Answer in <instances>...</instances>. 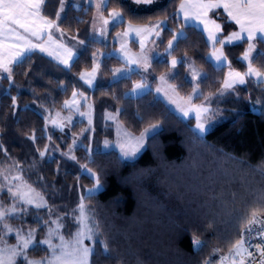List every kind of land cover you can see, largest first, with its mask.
I'll return each mask as SVG.
<instances>
[{
  "label": "trees",
  "instance_id": "trees-1",
  "mask_svg": "<svg viewBox=\"0 0 264 264\" xmlns=\"http://www.w3.org/2000/svg\"><path fill=\"white\" fill-rule=\"evenodd\" d=\"M183 1L167 0L153 9L137 10L130 0H108L104 12L110 15L119 10L124 15L112 34L128 23L166 20L163 49L177 32L185 30L171 55L182 59L173 82L183 95L192 91L187 58L193 59L206 72L200 81V102L222 88L229 67L247 72L248 63L243 55L250 41L243 39L226 45L230 64L216 67L208 58L212 48L206 34L194 25H186L179 16ZM60 6L61 0H45L43 13L55 19ZM94 12L93 6L83 4L77 8L71 3L60 22L66 32L87 41L70 68L35 51L14 65L12 79H0V161L15 160L27 168L28 177L52 204V216L64 215L67 233L79 228V187L85 192L87 187L96 185L83 168L97 173L104 188L85 197L86 207L96 220V241L101 242L94 244L91 264H220L221 255L229 254L231 246L245 232V217L264 203V82L248 77L245 85L236 86L231 98L223 103L224 120L202 137L194 130V119H182L154 91L128 97L139 75L113 81L115 67L123 63L116 56L104 57L93 90L83 84L80 76L93 69L94 54L100 50L111 52L117 46L91 39L89 29ZM215 15L224 24L223 37L238 30L223 10ZM255 41L258 49L253 65L264 72V43ZM169 68L168 60L154 62V85ZM76 92L92 97L93 129H87L85 121L73 127V132L83 133L74 161H66L58 153L44 159L41 152L50 142L63 140L68 145L72 135L55 130L51 141L42 113L62 108ZM112 110H120L122 121L134 133H142L154 123L163 126L149 138L147 149L136 160H125L117 151L93 149L95 139L104 138L113 129L106 121L107 111ZM48 181L53 183L48 186ZM63 203L69 204L65 210ZM47 208H33L27 220L15 221L26 229L41 227V238L50 219L51 210ZM259 215L264 218V212ZM197 238L201 241L199 247L192 243ZM102 242L108 244L107 253L103 252ZM36 247L41 250L31 249L32 257L48 254L41 244Z\"/></svg>",
  "mask_w": 264,
  "mask_h": 264
},
{
  "label": "rangeland",
  "instance_id": "rangeland-1",
  "mask_svg": "<svg viewBox=\"0 0 264 264\" xmlns=\"http://www.w3.org/2000/svg\"><path fill=\"white\" fill-rule=\"evenodd\" d=\"M130 1L134 3L137 10H150L163 5L167 0H151V3H144L143 0H141L140 3H137L136 0ZM186 2H189V0H184L182 3ZM204 2L215 3L217 2V0H204ZM71 3H73L77 8H81L84 3L95 8L94 16L89 29V35L91 39L100 41L105 44H117L116 48L111 52L100 50L95 53V63L93 69L87 70L81 74V76L83 75L85 77L84 79H81L80 76L81 81L90 90H93L97 85L100 67L104 57L107 55L116 56L120 58L123 63L115 67L113 81H118L125 77H131L133 76V74L137 73L139 75V80L135 83V86L137 84L142 85L141 88H135L134 86V88L127 93L128 97H138L150 91H154L157 97L162 99L171 108V110L174 111L182 119H184L185 121L194 119V130L200 136L205 137L211 130H213L219 123L224 120L223 103L231 98L230 94H232V92L235 90V87L238 85H245L247 83L248 77H245V83L243 84L239 83L234 78H230L229 72H238L241 73V75H243L244 73L229 67L226 80L233 79L232 86L230 88H225L223 84L222 88L218 92L209 95L203 101L197 102V99L203 95L200 81L203 77L206 76V72L201 67H199L193 61V59L187 58V77L193 84V89L188 95L181 94L177 88V85L173 82V78L178 72V65L181 63L182 59L178 57H172L171 55L173 52V48L177 43V40L186 34L185 30H181L176 33L175 37L170 41L172 44L171 48L169 47L168 43L164 49L162 47V37L163 29L167 26L166 20H159L149 24L128 23L124 29L112 34V29L124 20V15L119 10L112 11L111 13L119 12L122 17V21L113 22L112 17L110 15H106L104 12V8L105 6H107L108 0L100 9L97 8L100 0H61V6L55 19L48 18L44 15L42 5L41 15L46 20L52 21L54 26L52 28H45L41 32L39 39L35 36L30 35L29 33H25L22 29L19 28H17L16 31L20 34V36L24 37V39L8 40L5 39L4 36H0V64L6 63L8 68L10 69V72H5L2 68H0V79H2L3 77H10L12 79L14 65L22 61L28 54H31L35 51L47 55L66 68H70L72 66L74 60L85 49L87 41L84 38H81L79 35H72L66 32L60 25V22L64 18L68 6ZM220 9L225 12L223 8H215L209 10L207 13V19L214 20L216 23L220 24L221 31L217 33V37L218 39L226 40L229 35L226 37L222 36L224 32V24L215 15V13ZM178 14L183 19L186 25H194L203 30V32L206 34L208 42L210 43V46L212 48L211 52L208 55V58L215 64L216 67H223L230 64L224 48L226 45L235 44L242 40L234 41L231 44H225L223 46V53L224 56L227 57V59L223 60L222 62H218L217 59L212 55V53L214 47L219 50L221 48V45L219 43L213 45L212 41H210L208 38V32L205 30V25L199 23V21L196 19H186L185 14L181 12L180 7L178 10ZM104 20H108L109 23L105 25L103 22ZM129 25H131L133 29L150 28L152 30L149 32H140L138 34L135 31H129ZM157 25H159V27H156ZM126 32L128 34L124 35ZM49 36H51V39H49ZM26 39H28L27 41L29 42V44L37 45V47L29 50V45L26 44L24 47H22L21 56L16 57L14 53H16L15 50L17 49L11 46L13 44L12 42L16 41L20 43V45H22V43H24ZM250 43L254 45L253 50L250 54L252 66L254 68H257L253 65V58L256 55L258 49L257 43L255 40L250 41ZM41 47L45 50L41 51ZM174 59L177 61L175 67H173L172 65V61ZM157 60H168L170 62V68L158 77V81L154 85L153 78L155 76L152 72V68L154 62ZM246 62L249 63L248 61ZM161 77H163L164 79L162 80ZM252 78L257 81V78L255 76H253ZM189 97H191V100H189ZM66 102H68V106L64 104L62 108L48 109L42 114L45 116L47 121V135L49 136L50 140L52 141L53 139L54 131L58 130L60 132H70L72 135V138H70L71 143L66 145L65 143L67 141L61 140V144L54 139L55 141L50 142V145L46 148L45 151H43L44 155H42V158L44 159L46 158V156L51 157L55 153H58L59 155L65 156L64 159L66 161H74L76 157V149L82 145L83 133H80V131L73 132V127L79 121H85L88 124L87 129H93L94 104L90 94L86 92H76L75 96L73 95ZM193 108H203L207 109V111H201L197 113L196 111L189 110ZM185 111L188 112L187 115L184 114ZM257 112H259V109H257ZM198 118L199 122L203 124L204 131H200L196 127ZM106 121L108 122V124H110V126L113 127V129H110L108 132H106L104 138H96V144L94 145L93 149L106 152L117 151L125 160H136L137 158H139L147 149L149 138L157 132L161 131L163 128L161 123H154L149 125L142 133H134L122 121L120 110L107 111ZM141 134H144L142 146H140L139 149L135 152V155L130 154L128 156H125L124 151H129L132 147H135V141L141 137ZM54 142L57 143V145L53 144ZM105 142H107V145ZM89 151L90 153L93 152L91 147L89 148ZM64 164L66 165L65 162ZM87 168L88 167H84L83 171L95 179L96 185L91 188L87 187V190H85V192L84 189L80 186L79 200L80 205L81 203H83L84 205V212L87 217L88 226L93 228L94 233H96V235H94L93 237V240L85 239L83 243L85 246L92 247L94 251V242L97 240L98 230L96 227V220L92 212L86 207L85 197L86 195L90 194V190H92L91 194H96L100 192L104 187L100 183L97 173L91 171L90 168ZM59 170L57 169V172ZM27 171V168L22 163L15 160H8L7 162L0 161V211H6L12 209L13 206H15V212L9 214L6 217L5 221L8 226L13 229V231L11 233H6L3 224L0 223V231L2 233L0 237V247H3L5 245H7L8 247H12L18 243L16 230H20L21 235L24 237H27L29 231H33L35 241L37 242L47 239L49 231L51 230L53 233L51 239L54 245H58L60 243L59 236H63L64 239L68 241L74 239L77 231H79V228L77 230L76 228H74V231L71 233L66 232V230H68V222H65L64 215L60 214L59 216H52L53 208L49 207L50 203L47 200L46 195L42 193L41 189H39L38 186L36 187V183L33 182V179L31 180L28 177ZM17 177H19V179H17ZM37 180L42 183L41 180ZM97 181H99V186L97 185ZM52 183L53 182L48 181L47 185L49 186ZM62 184L67 186L65 180H62ZM53 185L56 186V184ZM24 194H27L29 197H31L35 203H25L22 199V196ZM36 203H40L42 204V206L36 207ZM50 205L52 206V204ZM62 205V209L65 210V208L68 207L69 204L63 203ZM33 208H47L51 210L50 219H48L45 223V235L41 238L39 237L41 227L26 229L23 224L15 221V219L19 218H24L27 220L28 216L30 215L29 211ZM41 245L48 249L47 245ZM31 249L32 248L28 250L29 259L42 260L46 256L50 255V252L48 250V254L46 256H43L41 258L32 257L30 255ZM227 255H221V257ZM91 256L89 257L90 264ZM238 259L239 258H237V260ZM219 263L221 264V261H219ZM16 264H24V262L21 258H17ZM224 264H232V261H225Z\"/></svg>",
  "mask_w": 264,
  "mask_h": 264
},
{
  "label": "snow or ice",
  "instance_id": "snow-or-ice-1",
  "mask_svg": "<svg viewBox=\"0 0 264 264\" xmlns=\"http://www.w3.org/2000/svg\"><path fill=\"white\" fill-rule=\"evenodd\" d=\"M107 0H100V3L97 5V8L100 9ZM137 3H140L141 0H136ZM144 3H151V0H143ZM44 4V0H0V36H4L8 40H20L24 37L16 31L17 28L23 29L24 32L29 33L32 36L40 38L41 32L45 28H52L54 25L52 21L46 20L41 15V8ZM223 8L227 13L228 17L239 25L240 31L233 32L227 37L226 40L218 39L217 33L221 31L220 24L216 23L214 20L207 19V13L211 9ZM180 10L185 14L186 19H196L199 23L205 25V30L208 32V38L212 41L213 45L219 43L221 48L217 50L213 48L212 55L217 59L218 62L226 60L227 57L224 56L223 46L225 44H231L234 41L243 40L244 34L247 35V41L257 40L264 43V0H217L215 3H205L204 0H189V2L182 3L180 5ZM113 22L122 21L121 14L119 12L110 13ZM102 18V16H101ZM105 25L109 23L108 20L103 21ZM156 27H159L157 25ZM152 29L150 28H138L133 29L129 25V31H135L138 34L140 32H149ZM126 32L124 35H127ZM51 39V36H49ZM26 44L29 45V50L37 47V45L29 44L26 41ZM12 47H19V45L12 44ZM143 47V45H142ZM169 47H172L171 42H169ZM254 45L249 44V49L243 55V60L248 61L247 72L241 75L238 72H229V77L234 78L239 83H245V77L257 78L258 82H264V72H261L259 69L252 66V61L250 54L253 50ZM41 51L45 49L41 47ZM16 57H20L21 53H15ZM177 64V61L174 59L172 61L173 67ZM0 68L5 72H10L7 64H0ZM119 71V70H117ZM85 77L82 75L81 79ZM163 80L164 78L161 77ZM233 79L226 80L224 82L225 88H230L232 86ZM141 84H137L135 88H141ZM75 96V93L73 94ZM191 100V97H189ZM68 106V102H65ZM190 111H196L197 113L201 111H207L203 108H193L189 109ZM188 114L187 111L184 113ZM155 127V126H154ZM197 129L204 131L203 124L198 122L196 125ZM147 131V130H146ZM144 139V134H141V137L135 141V147H132L129 151H124V155H135V152L142 146ZM107 145V142H105ZM123 151V148H122ZM41 155H44L41 152ZM74 159V157H73ZM19 179V177H17ZM99 186V181H97ZM90 190V194H91ZM15 195V194H14ZM22 199L27 204L35 203L31 197L27 194L22 196ZM42 204L36 203V207H41ZM15 212V206L12 209L6 211H0V223L3 224L4 230L6 233H11L13 229L8 226L5 222L6 217ZM264 212V203L259 207L253 208L251 210L250 217H245V232L241 235L230 248L229 254L227 256H222L220 258L221 264H224L225 261H232V264H264V244L258 243L255 245L257 252L259 253L260 259L257 261L254 258V254L245 247V235L251 234L253 232V225H264V219L261 218L259 213ZM55 223V222H54ZM79 231H77L74 239L68 241L65 240L63 236H59L60 243L54 245L52 243V231H49L48 238L35 241L34 232L29 231L27 237L21 235L20 230H16V235L18 243L15 246L8 247L7 245L0 247V264H16L17 258H21L24 264H90L89 257L93 253V248L85 246L83 241L93 240L94 233L93 228L88 226L87 217L84 212V205H80V216L78 219ZM256 235L261 239H264V227H261L259 231L256 232ZM94 243H101L95 241ZM194 246H201V241L193 239L192 241ZM37 244H43L48 246L50 252L49 256H46L42 260H33L29 259L28 250L32 248L34 251L41 250L36 247ZM103 252L107 253L109 251L108 244L102 242ZM237 258H239L237 260ZM204 264H209V261H205Z\"/></svg>",
  "mask_w": 264,
  "mask_h": 264
},
{
  "label": "built area",
  "instance_id": "built-area-1",
  "mask_svg": "<svg viewBox=\"0 0 264 264\" xmlns=\"http://www.w3.org/2000/svg\"><path fill=\"white\" fill-rule=\"evenodd\" d=\"M261 227H264V225H253L252 226L253 232L251 234L245 235L246 248L248 249V251L254 254V258L257 261L260 259V257H259V253L255 248V245L258 243L264 244V239H261L259 236L256 235V232L259 231Z\"/></svg>",
  "mask_w": 264,
  "mask_h": 264
},
{
  "label": "crops",
  "instance_id": "crops-1",
  "mask_svg": "<svg viewBox=\"0 0 264 264\" xmlns=\"http://www.w3.org/2000/svg\"><path fill=\"white\" fill-rule=\"evenodd\" d=\"M44 2H45V0H44ZM85 4V3H84ZM234 22V21H233ZM238 26V30L237 31H240V28H239V25H237ZM23 30V29H22ZM24 31V30H23ZM26 33V32H25ZM28 34V33H27ZM244 36H245V39H247L246 37H247V35L246 34H244ZM28 39H26L25 40V42L27 41ZM24 42V41H23ZM22 43V45H20V43H18V42H16V41H13L12 43L13 44H16V45H19V47H14V48H16L17 50H15L16 51V53L17 52H19V53H22V47H24L25 45H26V43ZM28 42V41H27ZM14 55H15V53H14ZM29 55V54H28ZM246 247V246H245Z\"/></svg>",
  "mask_w": 264,
  "mask_h": 264
}]
</instances>
